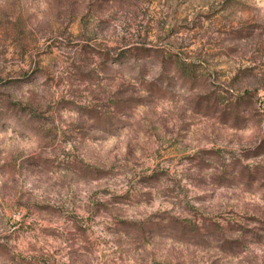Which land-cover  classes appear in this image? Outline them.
<instances>
[{
  "label": "rangeland",
  "instance_id": "obj_1",
  "mask_svg": "<svg viewBox=\"0 0 264 264\" xmlns=\"http://www.w3.org/2000/svg\"><path fill=\"white\" fill-rule=\"evenodd\" d=\"M0 264H264V0H0Z\"/></svg>",
  "mask_w": 264,
  "mask_h": 264
}]
</instances>
